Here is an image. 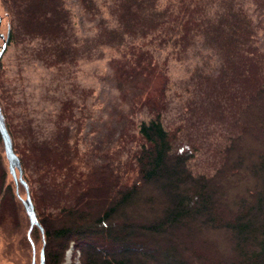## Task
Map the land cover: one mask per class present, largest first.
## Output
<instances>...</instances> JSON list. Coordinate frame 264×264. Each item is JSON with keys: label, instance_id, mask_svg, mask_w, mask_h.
<instances>
[{"label": "trees", "instance_id": "trees-1", "mask_svg": "<svg viewBox=\"0 0 264 264\" xmlns=\"http://www.w3.org/2000/svg\"><path fill=\"white\" fill-rule=\"evenodd\" d=\"M77 2L95 21L82 37L68 0H0L4 56L21 48L69 85L45 129L17 97L23 68L11 76L0 60V105L45 263L61 264L71 240L83 264H264V152L249 159L264 135V0ZM103 48L121 90L113 109L76 76ZM201 48L210 55L174 80L171 63ZM89 120L99 125L87 138ZM3 147L0 135V202L21 207ZM53 193L66 201L51 208Z\"/></svg>", "mask_w": 264, "mask_h": 264}, {"label": "rangeland", "instance_id": "rangeland-1", "mask_svg": "<svg viewBox=\"0 0 264 264\" xmlns=\"http://www.w3.org/2000/svg\"><path fill=\"white\" fill-rule=\"evenodd\" d=\"M68 2L74 13V19L77 25L79 37L91 34L95 26V21L82 14L77 0H68ZM245 4L250 9H253V5L251 4L250 0H245ZM1 19L0 33L6 35L7 21L5 17ZM262 42L264 45V36L262 37ZM2 44L3 40L1 41V45ZM103 51L104 55L99 56L98 58L92 60H86L84 58L80 59L76 76L79 84L84 87H94L97 90V95L100 101L104 104L103 108L113 109V107L118 105L121 100V90L116 86V83L111 78V71L108 66V57L111 55V53H113L112 49L103 48ZM18 54H20L21 57H18ZM209 55L210 53L208 50L201 48L191 53L190 60H174L171 63V73L173 79L178 80L179 78L184 77L189 66L192 68L195 64L202 63V60L207 58ZM4 58L7 62L11 76L17 74L18 67L23 68V74L25 78L21 84L18 81L19 85L17 97L24 100L23 105H26L32 110L37 122H41L45 129H49L52 123L50 122V118L47 115L52 111H55V109L58 107V101L69 93V85L66 82L63 83V81H60V79L54 75V70L48 68L42 60H34L32 57L26 54L22 55L21 48L18 50L15 48L9 49L7 55L4 56ZM58 83L61 85L58 86ZM259 107V114L264 115V100L260 102ZM178 114L179 113L176 111L175 101H173L168 118L169 116L177 117ZM34 123L37 124L36 122ZM93 125H99V121L96 123H94L93 120L88 121L87 129L85 130V135L87 138L94 137L93 133L88 135L89 130ZM100 134H102V132H100ZM262 138L264 140V135ZM196 140L199 141L198 138H196ZM263 140L262 146L259 145L260 147H257L258 151L254 153V155L257 156H250V160L258 157L259 153L261 154V152H264ZM253 142L254 145H256L255 143H257V141L253 140ZM3 155L4 168L7 165L9 170L5 151H3ZM37 172H35L37 176L42 174L40 171L38 173ZM232 180V184L237 182L236 178ZM237 180L239 181V178ZM241 182L244 183L242 180L234 185L235 191H239V185ZM52 188H54V186ZM21 195L26 197L25 192ZM48 201L52 208L55 207V203H64L66 199L54 194L48 199ZM22 206L23 204H21L20 207V203H18V201L14 205L9 204L6 198L0 202V264H32L33 248L27 239L28 236H26V232L28 233V230L26 231V229L23 227L26 217L29 225L30 223L26 211ZM22 209H24V211ZM22 211L25 212L26 215H24ZM55 211L56 210H53L52 212ZM34 240V244L36 246V262L37 264H40V250L42 248V235L40 232H35ZM55 248L59 249L58 244H56ZM44 251V256H46V253H48L47 245H45ZM61 264H83L81 251L78 247L72 245L71 240L67 243Z\"/></svg>", "mask_w": 264, "mask_h": 264}, {"label": "water", "instance_id": "water-1", "mask_svg": "<svg viewBox=\"0 0 264 264\" xmlns=\"http://www.w3.org/2000/svg\"><path fill=\"white\" fill-rule=\"evenodd\" d=\"M1 16H0V28H1ZM0 38L3 40V44L0 47V60L3 58L5 50L8 46V41H9V33H7L6 35L3 33H0ZM0 135L1 138L3 140V144H4V151H5V155L8 161V165H9V171L10 174L12 176V178L14 179L15 185H16V192H17V196L19 197L20 201L23 204V207L26 211V214L28 216L29 219V230L27 233V236L29 238V240L32 243L33 246V264H35V245L31 239V232L33 230V228L36 226L40 229L41 234H42V239H43V246L41 249V258H40V264H45V237H44V229L42 228L39 220H38V216H37V212L35 210V206L32 202L31 199V194H30V188L29 185L27 184V182L24 179L23 176V169H22V164H21V160L19 158V156L17 155V153L15 152L14 149V145H13V141L11 138V135L8 131L6 122H5V117L0 105ZM20 185H23L26 191V197H23L20 193Z\"/></svg>", "mask_w": 264, "mask_h": 264}, {"label": "flooded vegetation", "instance_id": "flooded-vegetation-1", "mask_svg": "<svg viewBox=\"0 0 264 264\" xmlns=\"http://www.w3.org/2000/svg\"><path fill=\"white\" fill-rule=\"evenodd\" d=\"M30 226V225H29ZM34 228H38V227H34ZM33 228V229H34ZM40 230V229H39ZM31 239H32V241H33V243H34V241L35 240H33V238H32V235H31ZM28 240H29V238H28ZM29 242L31 243V241L29 240ZM31 245H32V243H31ZM35 245V244H34ZM42 246H43V239H42ZM32 248H33V246H32ZM35 249H36V246H35ZM42 249V248H41ZM40 253H41V250H40ZM40 258H41V256H40ZM35 259H36V252H35ZM32 264H33V261H32ZM35 264H37V262H36V260H35Z\"/></svg>", "mask_w": 264, "mask_h": 264}]
</instances>
